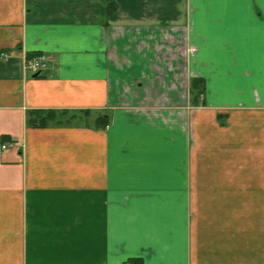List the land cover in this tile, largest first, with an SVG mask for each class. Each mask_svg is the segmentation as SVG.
Returning a JSON list of instances; mask_svg holds the SVG:
<instances>
[{
  "label": "crops",
  "instance_id": "obj_1",
  "mask_svg": "<svg viewBox=\"0 0 264 264\" xmlns=\"http://www.w3.org/2000/svg\"><path fill=\"white\" fill-rule=\"evenodd\" d=\"M0 53V264H264V0H0Z\"/></svg>",
  "mask_w": 264,
  "mask_h": 264
},
{
  "label": "built area",
  "instance_id": "obj_2",
  "mask_svg": "<svg viewBox=\"0 0 264 264\" xmlns=\"http://www.w3.org/2000/svg\"><path fill=\"white\" fill-rule=\"evenodd\" d=\"M0 56L6 57L7 55L5 53H0ZM45 59L46 58L43 54L32 57L31 59L26 60L25 66L27 69H29L31 71H36V72L38 71L39 72L46 67V60ZM9 145H11V144L10 143H8V144L2 143L1 148L5 149Z\"/></svg>",
  "mask_w": 264,
  "mask_h": 264
},
{
  "label": "trees",
  "instance_id": "obj_3",
  "mask_svg": "<svg viewBox=\"0 0 264 264\" xmlns=\"http://www.w3.org/2000/svg\"><path fill=\"white\" fill-rule=\"evenodd\" d=\"M112 3L110 4L109 8H112ZM54 111H33L28 119V123L32 126H41L46 125L47 123L51 122L53 118ZM101 119H103L101 117Z\"/></svg>",
  "mask_w": 264,
  "mask_h": 264
},
{
  "label": "rangeland",
  "instance_id": "obj_4",
  "mask_svg": "<svg viewBox=\"0 0 264 264\" xmlns=\"http://www.w3.org/2000/svg\"><path fill=\"white\" fill-rule=\"evenodd\" d=\"M197 87V86H196Z\"/></svg>",
  "mask_w": 264,
  "mask_h": 264
}]
</instances>
